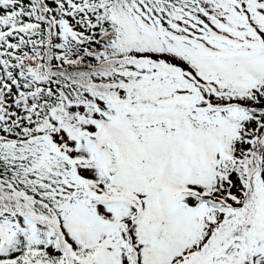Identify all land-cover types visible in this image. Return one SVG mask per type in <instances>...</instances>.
<instances>
[{
  "label": "snow or ice",
  "instance_id": "1",
  "mask_svg": "<svg viewBox=\"0 0 264 264\" xmlns=\"http://www.w3.org/2000/svg\"><path fill=\"white\" fill-rule=\"evenodd\" d=\"M0 264H264V0H0Z\"/></svg>",
  "mask_w": 264,
  "mask_h": 264
}]
</instances>
